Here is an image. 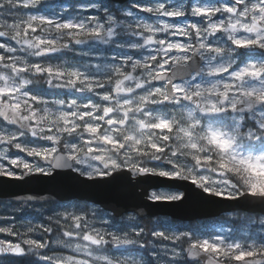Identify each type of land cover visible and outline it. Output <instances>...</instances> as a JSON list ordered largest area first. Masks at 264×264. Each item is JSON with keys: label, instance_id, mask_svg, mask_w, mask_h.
Segmentation results:
<instances>
[{"label": "snow or ice", "instance_id": "6c2138e0", "mask_svg": "<svg viewBox=\"0 0 264 264\" xmlns=\"http://www.w3.org/2000/svg\"><path fill=\"white\" fill-rule=\"evenodd\" d=\"M58 176L0 264H264V0H0V186Z\"/></svg>", "mask_w": 264, "mask_h": 264}, {"label": "water", "instance_id": "95a60500", "mask_svg": "<svg viewBox=\"0 0 264 264\" xmlns=\"http://www.w3.org/2000/svg\"><path fill=\"white\" fill-rule=\"evenodd\" d=\"M72 182L68 180L67 177L58 176L55 181H48V180H35L29 184H19L17 182H5L4 185L0 186V194L7 195L14 192H24V191H44L48 189H58V190H66L67 186ZM75 196L81 197H88L91 196L97 200L108 201L110 199L116 198L115 190L109 187H101L97 189H87L78 187L70 193ZM161 213H170L169 217H175L177 220L185 221L187 213L178 210V209H171L167 207H163L159 209ZM219 209L217 208H205L201 210V214L205 215L204 218L215 217Z\"/></svg>", "mask_w": 264, "mask_h": 264}, {"label": "trees", "instance_id": "16d2710c", "mask_svg": "<svg viewBox=\"0 0 264 264\" xmlns=\"http://www.w3.org/2000/svg\"><path fill=\"white\" fill-rule=\"evenodd\" d=\"M215 220H216V218H206V219H204V221H205L206 223H208V224H212V223H214ZM177 223H181V221H178V220H177Z\"/></svg>", "mask_w": 264, "mask_h": 264}, {"label": "rangeland", "instance_id": "374dc122", "mask_svg": "<svg viewBox=\"0 0 264 264\" xmlns=\"http://www.w3.org/2000/svg\"><path fill=\"white\" fill-rule=\"evenodd\" d=\"M51 2H58V0H51ZM145 2H146V0H145ZM19 155H25V154H23V153H19ZM26 158L29 159V160H31L30 157H26ZM0 211H2V210H0ZM161 218H162V219H171V218H169V217H164V216H162ZM0 223H2V222H0Z\"/></svg>", "mask_w": 264, "mask_h": 264}]
</instances>
